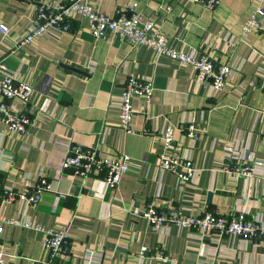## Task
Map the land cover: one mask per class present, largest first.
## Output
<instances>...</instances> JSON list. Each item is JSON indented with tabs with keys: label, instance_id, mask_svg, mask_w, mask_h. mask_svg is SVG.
Wrapping results in <instances>:
<instances>
[{
	"label": "crops",
	"instance_id": "crops-1",
	"mask_svg": "<svg viewBox=\"0 0 264 264\" xmlns=\"http://www.w3.org/2000/svg\"><path fill=\"white\" fill-rule=\"evenodd\" d=\"M87 1L112 15L128 0ZM136 1L143 17L153 20L175 49L209 53L218 63L237 59L238 70L223 88L212 89L197 80L191 66L154 56L147 46L132 47L114 32L95 38L80 15L68 31L52 28L18 47L12 38L24 36L34 7L0 0V23L10 27L9 37L0 31V61L33 87L37 111L22 137L2 136L0 117V178L4 187L20 193L44 169L50 186L36 204L0 202L4 264H81L88 249L110 264L135 263L142 246L174 262L145 257L139 264H263L264 247L257 242L175 224L154 228L137 214L148 203L162 209L178 206L189 215L230 214L243 207L250 217L264 220V29L238 39L260 0H219L214 11L190 0ZM129 74L151 78L154 85L147 116H133L132 133L121 128L115 104ZM141 102L134 97L133 107L140 109ZM166 121L177 126L190 121L202 129L195 140L175 133L176 144L189 148L198 168L192 181L181 183L156 165L162 143L153 132ZM146 128L153 132L143 133ZM70 142L126 154L131 166L113 188L99 175L73 176L61 169ZM231 157H252L253 176L224 173L222 163ZM16 218L67 226L69 255L50 261L42 234L8 222Z\"/></svg>",
	"mask_w": 264,
	"mask_h": 264
},
{
	"label": "built area",
	"instance_id": "built-area-1",
	"mask_svg": "<svg viewBox=\"0 0 264 264\" xmlns=\"http://www.w3.org/2000/svg\"><path fill=\"white\" fill-rule=\"evenodd\" d=\"M32 4L34 16L24 36L14 37L15 46L30 43L34 38L46 34L50 29L56 28L68 31L72 27L75 16L80 15L88 22V29L95 38L104 37L108 32H114L127 41L132 47L147 46L154 56L166 55L179 63L191 66L200 83H207L212 89H220L226 85L230 75L238 70L237 59L218 63L209 53L195 55L192 52H183L175 49L168 38L155 27L151 19L143 17L137 9L136 0H128L118 6L112 15L94 9L87 0H63L52 3L49 0H21ZM201 4L203 7L214 11L219 0H190ZM264 29V0L253 7L241 26L239 40L249 33ZM0 31L4 37H9L10 27L1 22ZM230 45L236 41L228 39ZM0 71L4 73L0 78V117L5 123L1 130L2 136L25 135L28 126L33 122L37 111L34 105V89L29 82L20 79L6 64L0 61ZM154 85L151 78L139 77L129 74L126 77L119 97L115 104L118 109V120L121 128L126 133H132L130 126L132 118L136 114L147 116ZM264 89V84H263ZM134 97H141L140 109L133 107ZM16 103L21 108L16 107ZM181 131L182 135L195 140L202 129L193 122H185L177 126L168 121L165 122L159 132L144 129L143 133L158 137L162 143V150L157 154L156 165L161 171H169L181 182L192 181L198 174V168L194 165L189 148L182 144H176L175 133ZM131 166V159L126 154H106L96 146H85L70 142L61 162V169L71 175L86 179L93 175L101 176L106 184L115 187L123 175ZM255 164L252 157L247 160L233 159L222 163L221 170L228 176L246 177L253 176ZM48 173L40 169L37 179L29 189L15 193L3 186L0 178V202H12L24 200L28 204H36L40 201L42 193L49 190ZM137 214L146 219L154 228H160L168 224H175L181 228H188L200 233H215L217 235H231L240 237L245 243L257 242L264 247V220L250 217L246 208L238 209L230 214H218L214 211H204L197 215L183 214L178 206L167 209L157 208L148 203L139 209ZM9 223L38 231L42 234V246L50 261L69 255L71 239L67 226L48 227L36 223L30 219H11ZM3 225L0 221V232ZM157 250V249H155ZM95 251L86 250L81 264H110L98 257ZM5 252L0 248V264H4ZM145 257L156 258L166 262H174V258L161 251H150L142 246L138 253L140 259ZM264 264V262H263Z\"/></svg>",
	"mask_w": 264,
	"mask_h": 264
},
{
	"label": "water",
	"instance_id": "water-1",
	"mask_svg": "<svg viewBox=\"0 0 264 264\" xmlns=\"http://www.w3.org/2000/svg\"><path fill=\"white\" fill-rule=\"evenodd\" d=\"M211 197V192L208 193V200L210 199Z\"/></svg>",
	"mask_w": 264,
	"mask_h": 264
}]
</instances>
